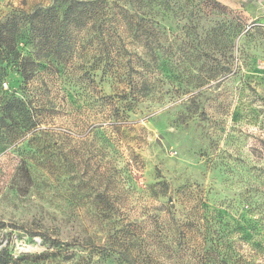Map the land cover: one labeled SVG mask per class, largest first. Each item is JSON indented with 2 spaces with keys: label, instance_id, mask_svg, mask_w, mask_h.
I'll return each instance as SVG.
<instances>
[{
  "label": "rangeland",
  "instance_id": "1",
  "mask_svg": "<svg viewBox=\"0 0 264 264\" xmlns=\"http://www.w3.org/2000/svg\"><path fill=\"white\" fill-rule=\"evenodd\" d=\"M112 2L135 76L146 73L151 85L134 83L135 95L146 96L115 137L120 154L106 156L102 135H88L89 119L105 122L102 101L83 112L73 104L84 102L87 82H70L61 66L57 77L28 89L9 67L1 91L45 105L47 127L72 138L61 135V148L49 155L27 140L0 147V221L9 225L0 229V252L14 264H119L118 255L107 258L99 248L109 228L114 237L126 227L133 242L141 232L147 243L164 247L176 246L183 231L189 248L203 240L185 228L197 219L201 233L227 246L235 261L264 264V0ZM55 3L0 0V20ZM23 158L38 170L29 194L14 178ZM68 166L71 176L54 177ZM107 168L113 169L106 178ZM162 181L171 193L155 199L150 188ZM106 190L111 211L102 204ZM103 217L114 226L101 224ZM162 252L155 255L164 263L180 261ZM181 262L194 264L191 253Z\"/></svg>",
  "mask_w": 264,
  "mask_h": 264
},
{
  "label": "trees",
  "instance_id": "2",
  "mask_svg": "<svg viewBox=\"0 0 264 264\" xmlns=\"http://www.w3.org/2000/svg\"><path fill=\"white\" fill-rule=\"evenodd\" d=\"M119 23L112 0H56L53 6L6 15L0 20V86L8 77V69L11 66L18 70L28 89L39 79L46 81L50 80L51 76L57 77L62 66L65 70L63 74L70 82L72 79H75L77 84L87 82L84 87V102L81 104L75 101V108L81 112L87 108L94 110L95 100L99 99L102 101V108L107 111L103 119L105 122L98 126L89 119L88 124L93 127L89 137L100 133L106 156L119 155L115 137L122 135L124 123L128 122L137 105L146 96L135 95L134 83L139 82L145 89L151 85L146 73L135 76L134 60L130 56L132 52L129 51L126 35L121 32ZM88 64L90 65L82 73L68 71L73 65H80L79 68ZM100 67L101 73L98 74L96 71ZM99 94H102L100 98ZM42 108H35L30 99L7 95L0 89V147L8 148L27 140L31 147L46 150L45 155H49L48 152L52 149L61 148V145L58 146L61 135L72 138L66 131L56 132L48 128ZM113 168L106 169V178ZM56 171L53 175L57 179L71 176L74 172L70 166ZM14 178L18 179L20 191L24 194H29L38 186V170L25 158L20 161ZM150 192L153 198L159 199L167 197L171 188L167 182L162 181L153 185ZM102 204L106 211H111L112 202L107 190L103 195ZM112 220L111 217H103L101 224L113 227L115 223L110 224ZM8 226L0 221V229ZM182 226L184 225L176 222L178 230H181ZM203 227L197 219L186 225L185 228L194 229L203 236L202 242L190 245L189 248V237L183 231H179L180 241L176 246L164 247V241L147 243L141 232L133 235L137 237L133 242L128 239L132 233L126 227L116 232L121 233L120 237L111 234L112 228L106 230L109 238L99 248L107 258L115 259L118 255L119 264H166L155 255L157 250H163L165 254L168 250L171 256L173 254L172 259L175 257L180 261L190 252L194 264H245L235 261L227 246L220 243L217 246L210 236L202 234ZM86 242L95 247L92 239L88 238ZM220 242L222 244V241ZM53 243L62 244L57 240H53ZM118 247L120 251L117 250ZM133 248L134 253L131 250ZM180 261L177 260L174 264H184ZM0 264L14 263L5 251H1Z\"/></svg>",
  "mask_w": 264,
  "mask_h": 264
}]
</instances>
